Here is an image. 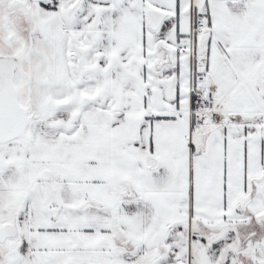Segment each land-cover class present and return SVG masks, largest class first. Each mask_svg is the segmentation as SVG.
Segmentation results:
<instances>
[{"label": "snow or ice", "instance_id": "obj_1", "mask_svg": "<svg viewBox=\"0 0 264 264\" xmlns=\"http://www.w3.org/2000/svg\"><path fill=\"white\" fill-rule=\"evenodd\" d=\"M0 264H264V0H0Z\"/></svg>", "mask_w": 264, "mask_h": 264}]
</instances>
